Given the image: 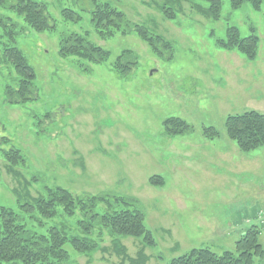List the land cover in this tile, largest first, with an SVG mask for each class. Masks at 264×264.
Listing matches in <instances>:
<instances>
[{
	"label": "rangeland",
	"instance_id": "obj_1",
	"mask_svg": "<svg viewBox=\"0 0 264 264\" xmlns=\"http://www.w3.org/2000/svg\"><path fill=\"white\" fill-rule=\"evenodd\" d=\"M37 1L46 6L54 28L25 27L13 43L1 36L22 29L24 22L0 6V51L4 43L14 44L35 73L34 98L12 103L8 91L17 89V76L0 54V205L40 232L56 226L68 235L86 236L78 222L91 223L89 237L101 239L108 252L79 253L68 243L64 264H121L114 240L130 257L142 252L146 264H167L193 248L233 251L241 231L264 212V147L241 151L225 129L229 114L264 113V0L259 9L251 0L236 8L231 0H221L217 20L199 10L207 8V0H186L174 19L165 18L151 0H104L131 23L167 39L171 48L160 46L158 52L134 32L99 38L90 21V0ZM65 8L80 19L65 20ZM230 26L241 37L254 28L260 38L255 58L217 42L225 40ZM84 32L109 52L107 60L89 64L59 55L61 36ZM126 49L137 63L123 75L112 62ZM170 117L189 128L169 134L164 121ZM206 128L217 134L210 137ZM13 147L25 159L16 166L18 179L2 156ZM152 175L161 176L163 184L150 185ZM44 186L106 201L72 216L63 215L61 207L48 219L23 214L13 190L36 196ZM126 208L142 213L153 245L143 244L142 237H109L104 230L101 237L98 217ZM261 228L264 248V222ZM256 264H264V258Z\"/></svg>",
	"mask_w": 264,
	"mask_h": 264
},
{
	"label": "trees",
	"instance_id": "obj_2",
	"mask_svg": "<svg viewBox=\"0 0 264 264\" xmlns=\"http://www.w3.org/2000/svg\"><path fill=\"white\" fill-rule=\"evenodd\" d=\"M90 21L95 34L106 39L117 32L127 34L134 32L143 41L148 42L153 50L158 52L160 46L170 49V43L159 34H152L140 24L131 23L126 14L104 0H90ZM154 7L167 19L176 17V10L182 9L186 0H151ZM207 8H199L207 18L217 20L221 12V0H207ZM232 7H239L245 0H231ZM253 7L259 9L261 0H251ZM0 6L16 13L22 17L24 26L20 30H5L1 37L7 36L13 43L15 36L26 27L36 32L52 30L54 24L50 22V16L46 6L37 0H0ZM62 15L65 20L77 21L80 15L71 10L63 9ZM2 21L0 20V25ZM4 26H7L4 24ZM10 26H13L10 24ZM241 37L236 26L227 28L225 40H217L225 48L236 50L246 59L257 56L259 48V36L254 33ZM58 53L63 57H75L78 61L86 63H98L108 59L109 52L101 46L93 43L89 33H70L60 37ZM2 59L10 64L17 76V89L8 91L12 95V103L26 102L33 99L30 93L33 88L35 73L29 65L23 52L14 44L4 43L1 46ZM78 63L80 71H84L81 63ZM137 63V57L129 50H123L112 62V69L121 74L130 72ZM165 128L169 134L184 132L189 128L185 121L177 117H170L164 121ZM225 129L229 138L233 139L241 151L247 152L255 148L264 147V113L247 110L240 113L229 114L225 118ZM210 137L216 135L212 128H206ZM6 140V139H5ZM7 171L14 174L18 179L20 175L15 170L16 166H22L24 155L19 148L13 147L2 151ZM19 166V167H20ZM150 185L163 184L159 175L148 178ZM27 186L28 183L24 182ZM16 194L18 207L22 213L37 215L40 219L52 218L56 215L58 207H61L63 215L72 216L77 209L86 212L87 207L95 206L96 202L106 201L104 196H90L73 194L62 186H44L36 195L31 196L28 190H13ZM118 200V199H117ZM102 230L99 234L107 233L109 237H142V243L153 245L154 240L151 232L143 223V215L137 209H122L106 212L98 217ZM86 236L68 235L64 229L50 226L43 232L28 228L21 222L19 215L7 206L0 205V264L20 262L22 264H64L68 259L66 244H70L79 253H89L101 250L108 252L103 241L90 238L92 224L82 221L78 222ZM104 230V231H103ZM260 227L251 224L245 232L235 241L234 249L216 253L210 248H193L188 253L172 258L167 264H256L264 258V248L259 241ZM113 250L121 259V264H146L147 260L142 252L137 257H130L125 246L114 240Z\"/></svg>",
	"mask_w": 264,
	"mask_h": 264
},
{
	"label": "built area",
	"instance_id": "obj_3",
	"mask_svg": "<svg viewBox=\"0 0 264 264\" xmlns=\"http://www.w3.org/2000/svg\"><path fill=\"white\" fill-rule=\"evenodd\" d=\"M258 220L260 221V223L264 222V212L260 211L258 214Z\"/></svg>",
	"mask_w": 264,
	"mask_h": 264
},
{
	"label": "crops",
	"instance_id": "obj_4",
	"mask_svg": "<svg viewBox=\"0 0 264 264\" xmlns=\"http://www.w3.org/2000/svg\"><path fill=\"white\" fill-rule=\"evenodd\" d=\"M259 148H260V147H259ZM248 225H249V224H248ZM246 229H247V228H246ZM246 229L244 228V229L241 231L239 237L245 232ZM262 230H263V228H261V232H262ZM237 239H238V238H237ZM237 239H236V240H237ZM236 240H235V241H236Z\"/></svg>",
	"mask_w": 264,
	"mask_h": 264
}]
</instances>
